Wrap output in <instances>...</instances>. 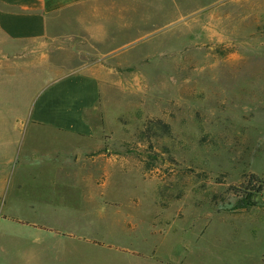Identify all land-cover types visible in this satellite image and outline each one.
I'll return each mask as SVG.
<instances>
[{
    "label": "rangeland",
    "instance_id": "374dc122",
    "mask_svg": "<svg viewBox=\"0 0 264 264\" xmlns=\"http://www.w3.org/2000/svg\"><path fill=\"white\" fill-rule=\"evenodd\" d=\"M2 58L0 119L84 67L101 88L83 191L12 160L44 195L1 203L2 264H264V0H92Z\"/></svg>",
    "mask_w": 264,
    "mask_h": 264
},
{
    "label": "crops",
    "instance_id": "0c3cea01",
    "mask_svg": "<svg viewBox=\"0 0 264 264\" xmlns=\"http://www.w3.org/2000/svg\"><path fill=\"white\" fill-rule=\"evenodd\" d=\"M89 1L92 0H0V65L3 56L27 49L29 44H42L51 17ZM98 72L99 68L92 65L60 78L36 94L27 118L0 119V133L3 134L0 136V205L9 195L13 201L22 195L37 196L32 191L38 190L36 184L42 182L36 178L45 173L50 177L62 175L69 178L67 183H73L71 180L76 178L83 185L82 191L84 183L92 182L96 170L91 164L96 157L93 159L92 149L86 147V143L91 140L96 121L101 118ZM36 130L58 134L66 143L40 151L31 146L34 144L31 133ZM19 159L20 167L15 168L20 175L36 177L32 190L27 189L26 181L7 186V177L15 174V168L9 170V166L12 160ZM39 195L43 197L44 192ZM15 221L24 223L19 219ZM34 222L25 224L34 225Z\"/></svg>",
    "mask_w": 264,
    "mask_h": 264
}]
</instances>
